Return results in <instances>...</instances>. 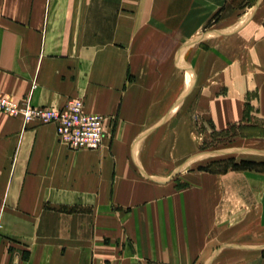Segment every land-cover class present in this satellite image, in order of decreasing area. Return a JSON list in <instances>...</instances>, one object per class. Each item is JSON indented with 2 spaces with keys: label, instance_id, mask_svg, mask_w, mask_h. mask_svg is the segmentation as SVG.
<instances>
[{
  "label": "crops",
  "instance_id": "0c3cea01",
  "mask_svg": "<svg viewBox=\"0 0 264 264\" xmlns=\"http://www.w3.org/2000/svg\"><path fill=\"white\" fill-rule=\"evenodd\" d=\"M204 45L230 96L218 116L252 93L264 114V0H0V95L108 119L101 148L76 151L0 115V264H264L242 245L216 260L215 177L188 168Z\"/></svg>",
  "mask_w": 264,
  "mask_h": 264
},
{
  "label": "rangeland",
  "instance_id": "374dc122",
  "mask_svg": "<svg viewBox=\"0 0 264 264\" xmlns=\"http://www.w3.org/2000/svg\"><path fill=\"white\" fill-rule=\"evenodd\" d=\"M210 48L215 47L204 45L206 52L192 60L197 75L188 95L192 123L186 142L194 153L188 168L215 177L220 232L227 233L229 240L216 251V260L240 245L256 249L253 255L263 249L264 255V114L260 94L240 95L245 100L238 119L219 117L228 111L230 96L226 86L216 84V54L208 52Z\"/></svg>",
  "mask_w": 264,
  "mask_h": 264
},
{
  "label": "built area",
  "instance_id": "2783aa9c",
  "mask_svg": "<svg viewBox=\"0 0 264 264\" xmlns=\"http://www.w3.org/2000/svg\"><path fill=\"white\" fill-rule=\"evenodd\" d=\"M0 115L21 117L28 124H53L61 143L71 150L94 151L105 138L107 117L89 113L82 100L70 101L65 107H34L0 95Z\"/></svg>",
  "mask_w": 264,
  "mask_h": 264
}]
</instances>
